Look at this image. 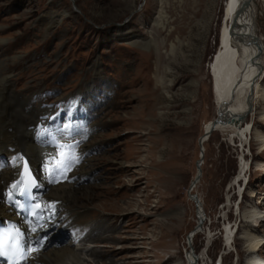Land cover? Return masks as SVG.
Returning a JSON list of instances; mask_svg holds the SVG:
<instances>
[{
  "label": "rangeland",
  "instance_id": "374dc122",
  "mask_svg": "<svg viewBox=\"0 0 264 264\" xmlns=\"http://www.w3.org/2000/svg\"><path fill=\"white\" fill-rule=\"evenodd\" d=\"M224 3L0 0V64L12 88L36 99L34 107L60 111L73 125L76 154L94 159L80 184L95 198L78 200L89 227L71 242L78 264H186L187 253L192 264H248L251 251L264 254L263 99L253 92L242 138L230 128L199 145L216 117L207 65ZM257 5L264 47V2ZM260 64L264 88V51ZM99 222L115 241L86 239ZM227 224L237 228L230 246ZM53 235L45 250L72 241Z\"/></svg>",
  "mask_w": 264,
  "mask_h": 264
},
{
  "label": "bare ground",
  "instance_id": "6f19581e",
  "mask_svg": "<svg viewBox=\"0 0 264 264\" xmlns=\"http://www.w3.org/2000/svg\"><path fill=\"white\" fill-rule=\"evenodd\" d=\"M257 1L225 0L218 27L217 49L207 65V71L211 78V90L217 106L216 117L204 125L200 139L204 137L205 132L209 130L215 120L216 124L212 132L238 127L236 133L239 138H242L243 133L240 131L244 130V128L242 126L239 127V125L246 117L248 109L250 108L253 92L255 91L254 96L259 95L264 101V93L261 94L264 88L258 84L261 78L260 63L263 60L264 47L256 29L258 19L256 16ZM260 1L264 2V0ZM173 51L174 48L171 45L169 54H172ZM4 72V66L1 67L0 64V156H3L0 157V216L9 217L12 215L14 217V212L10 207L5 206L3 201L5 199L4 192L9 181L13 180L17 172L18 164L11 167L6 163V158H9L16 151H23L30 158L34 168L40 173L41 168L53 148H51V144H36L33 138V130L38 117L44 113H49V111L45 107H40L41 103H38L39 105L34 107V102H37V100L34 98V101L31 96L20 97L19 92L16 93L12 88L11 76L4 74ZM159 83L160 86L165 87L162 81H159ZM206 140H203L202 147ZM91 145V143L85 144L83 146L84 151L88 150ZM260 146L259 151L264 149V139L260 141ZM11 149H15V151L12 152ZM93 160V158L84 157L81 160V165L77 170H73L72 174L68 177L69 179L67 178L55 186L45 185V191L40 195L44 208L45 204L52 205V203H55L63 209L61 213H56V217L54 213V218L52 215H48L49 218L51 217V221L43 223L46 226L41 227L40 230L42 234H45L44 231L47 232L48 242L46 240L43 249H40L32 255L29 264H78L80 262L79 256L71 247V242L76 239V236L79 238L80 234L89 227L86 226L89 210L84 205H78V200L84 199L90 202L95 198V196L88 193V186L84 187L80 184L83 175L94 169L92 164ZM198 169L200 170V167ZM241 171H244L243 166ZM242 172H239V174L241 175ZM239 174L238 178L240 176ZM198 178L199 172L191 186H194ZM60 209L58 208L59 211ZM197 209L198 216L202 215L201 210L199 208ZM44 212L45 214L48 213L45 209ZM251 213L255 214L256 210H253ZM62 214H65L66 218L60 221ZM175 214H178V212H175ZM260 218L259 216L256 219L260 220ZM176 219L177 221L179 220L178 218ZM201 219H197L198 226L202 224ZM65 222L70 223L69 229L63 227L66 224ZM251 227L253 226L246 225L245 227L248 236H252L251 233H253V230ZM55 232L61 236L63 232L68 234L70 236L68 238L72 241H67L58 247L51 245L45 250L50 242L53 241H49L48 238L54 237L53 234ZM88 232L89 236L86 239L89 242L98 243L99 241H115L116 239L108 235L104 236L102 222L90 227ZM96 232L97 235L94 236ZM233 233V227L228 225L224 227L227 244L230 242V239L232 240ZM191 236L192 232L188 237L191 238ZM249 238L252 242L257 241L255 248L260 247L261 240H258L254 236ZM170 245L171 242L169 241L166 246L169 247ZM85 247L83 245L82 249L84 250ZM96 252L90 251L89 254L92 256ZM174 257V255H171L166 261L173 260ZM247 260L248 264H264V254L251 251L247 256ZM185 261L186 264H192L195 262L194 256L191 253H187ZM173 264L178 263L174 262Z\"/></svg>",
  "mask_w": 264,
  "mask_h": 264
},
{
  "label": "snow or ice",
  "instance_id": "6c2138e0",
  "mask_svg": "<svg viewBox=\"0 0 264 264\" xmlns=\"http://www.w3.org/2000/svg\"><path fill=\"white\" fill-rule=\"evenodd\" d=\"M63 159L60 164L64 166L65 170H70V163H65L66 161L71 162L75 158L70 154H63ZM54 207V205H51ZM38 249H32V251H37ZM31 258V253L26 249L22 248L18 243H8L4 238H0V261L2 264H27L28 260Z\"/></svg>",
  "mask_w": 264,
  "mask_h": 264
},
{
  "label": "water",
  "instance_id": "95a60500",
  "mask_svg": "<svg viewBox=\"0 0 264 264\" xmlns=\"http://www.w3.org/2000/svg\"><path fill=\"white\" fill-rule=\"evenodd\" d=\"M117 26H118V27H121L120 25H117ZM215 124H216V120L213 122V124H212V126L209 128V130H207V132H205L204 137H203L202 139H200V144H202V142H203L204 139H207V138L210 136L211 132L214 130V126H215ZM201 152H202V151H201ZM197 167H199V165H197Z\"/></svg>",
  "mask_w": 264,
  "mask_h": 264
}]
</instances>
